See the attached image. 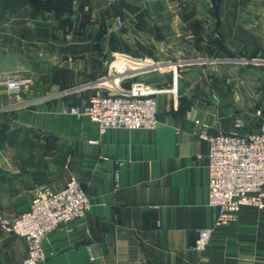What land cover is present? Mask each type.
I'll return each instance as SVG.
<instances>
[{
  "label": "crops",
  "instance_id": "obj_1",
  "mask_svg": "<svg viewBox=\"0 0 264 264\" xmlns=\"http://www.w3.org/2000/svg\"><path fill=\"white\" fill-rule=\"evenodd\" d=\"M160 36L184 65L134 67ZM0 39V76L31 80L0 91V212L14 217L32 186L70 177L90 200L45 235L37 264H264V208L214 227L201 136L264 128V0H0ZM135 80L155 94L154 129L101 133L64 110ZM201 228H212L203 251L192 247ZM25 251L0 229V264Z\"/></svg>",
  "mask_w": 264,
  "mask_h": 264
},
{
  "label": "built area",
  "instance_id": "obj_2",
  "mask_svg": "<svg viewBox=\"0 0 264 264\" xmlns=\"http://www.w3.org/2000/svg\"><path fill=\"white\" fill-rule=\"evenodd\" d=\"M107 1L115 3L128 0ZM181 64L177 61L166 65L176 73ZM153 65L159 66L158 63ZM29 83L31 80L28 78L8 73L0 76V91L15 94ZM50 98L52 96L46 97ZM64 110L96 122L101 133L109 128L154 129L158 122L155 94L142 80L133 81L122 92L91 95L83 107L67 105ZM201 136L209 142L208 203L216 209L214 227L234 221L242 206L263 209L264 128L251 133L235 131ZM29 193L30 202L26 211L14 217L0 212V229L25 242L26 251L21 264L40 262L43 259L42 241L45 235L60 224L82 218L90 205L85 188L75 177H70L59 189H53L45 182L37 183L30 188ZM211 232L212 228L198 229L192 247L199 251L205 250Z\"/></svg>",
  "mask_w": 264,
  "mask_h": 264
},
{
  "label": "rangeland",
  "instance_id": "obj_3",
  "mask_svg": "<svg viewBox=\"0 0 264 264\" xmlns=\"http://www.w3.org/2000/svg\"><path fill=\"white\" fill-rule=\"evenodd\" d=\"M184 0H177V5L179 7H181V5L183 4ZM256 3L260 4L259 2L256 1ZM215 7V4L212 6ZM160 43H158V46L153 42L151 44V46L149 47H144L143 48V53L144 56L143 58L144 60H138L139 62H141V64L137 63L134 65V67H140V66H145L144 63H151V64H155V63H159L160 61H162L163 63H174L177 61L182 62L184 59V53L182 52V48H172V47H168L166 44L168 43V39L166 37H161L160 36ZM144 44H149L145 41ZM176 44H180L181 42H177ZM155 59V60H151L149 61V59ZM150 64V65H151ZM132 65V64H130ZM184 65V64H181Z\"/></svg>",
  "mask_w": 264,
  "mask_h": 264
},
{
  "label": "trees",
  "instance_id": "obj_4",
  "mask_svg": "<svg viewBox=\"0 0 264 264\" xmlns=\"http://www.w3.org/2000/svg\"><path fill=\"white\" fill-rule=\"evenodd\" d=\"M2 132H3V129H2V127L0 126V134H2Z\"/></svg>",
  "mask_w": 264,
  "mask_h": 264
}]
</instances>
